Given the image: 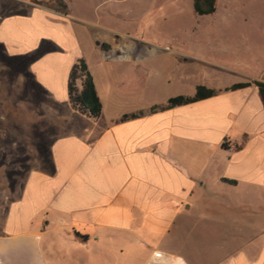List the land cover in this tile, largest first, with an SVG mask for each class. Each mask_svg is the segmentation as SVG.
I'll return each mask as SVG.
<instances>
[{"label":"crops","instance_id":"0c3cea01","mask_svg":"<svg viewBox=\"0 0 264 264\" xmlns=\"http://www.w3.org/2000/svg\"><path fill=\"white\" fill-rule=\"evenodd\" d=\"M71 20L40 6L0 22V264H264V101L255 85L225 91L264 77L145 38L74 55L47 33L75 41ZM80 58L98 118L69 102ZM198 85L220 92L120 121ZM22 115L29 140L3 125Z\"/></svg>","mask_w":264,"mask_h":264},{"label":"rangeland","instance_id":"374dc122","mask_svg":"<svg viewBox=\"0 0 264 264\" xmlns=\"http://www.w3.org/2000/svg\"><path fill=\"white\" fill-rule=\"evenodd\" d=\"M39 1L54 0H0V22L14 15L31 17L33 10L43 7ZM64 1L79 37L75 41L68 37L70 31L66 27L49 26L47 33L64 46L71 44L74 55L97 43L127 46L128 38H145L157 48L165 45L175 48L179 44L184 50L213 54L216 60L230 66L231 80L264 77V0H217V11L207 16L194 12L192 0ZM62 17L57 14L59 23L65 22ZM3 37L10 41L6 35ZM41 41L51 43L47 39ZM63 53H55L54 60ZM76 85L81 90V82L77 81ZM26 118L22 115L18 120L7 118L2 122L4 126L13 122L23 138L29 140L31 124ZM18 168L22 170L20 164ZM17 180L21 183L23 178Z\"/></svg>","mask_w":264,"mask_h":264},{"label":"trees","instance_id":"16d2710c","mask_svg":"<svg viewBox=\"0 0 264 264\" xmlns=\"http://www.w3.org/2000/svg\"><path fill=\"white\" fill-rule=\"evenodd\" d=\"M194 12L200 16L212 15L217 11V0H192ZM40 5L48 7L52 10L67 13L69 10L68 5L64 0H54L50 1H39L37 2ZM100 45V43H97ZM108 47L109 45H103ZM92 73L90 72L85 60L80 58L74 64L71 74L68 79V90H69V102L72 108L80 113L88 114L90 117L98 118L102 112V104L99 100V96L97 94L95 84L92 78ZM81 82V90L77 87L76 82ZM251 85H255L258 87L261 97L264 101V81H255V82H239L231 85L226 88L225 91L236 90L239 88H246ZM220 91L212 88H208L205 86L198 85L196 88V92L193 96H175L170 98L166 103L162 105H153L147 110H141L136 113L131 112L124 114L120 121H126L129 119H137L143 117L150 113H157L160 111H164L175 106H182L186 104H190L196 101H202L219 94ZM264 105V103H263ZM224 146H226L224 144ZM223 146V147H224ZM226 182H230L226 180ZM232 183H236L235 181H231ZM77 236H81L79 233H76ZM84 239L86 236H82Z\"/></svg>","mask_w":264,"mask_h":264}]
</instances>
